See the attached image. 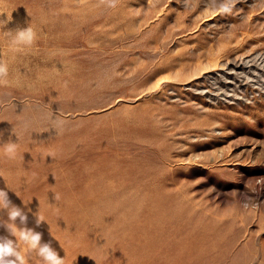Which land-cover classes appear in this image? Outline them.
I'll use <instances>...</instances> for the list:
<instances>
[{
  "label": "rangeland",
  "instance_id": "rangeland-1",
  "mask_svg": "<svg viewBox=\"0 0 264 264\" xmlns=\"http://www.w3.org/2000/svg\"><path fill=\"white\" fill-rule=\"evenodd\" d=\"M0 20V188L42 242L66 264H264V0H0Z\"/></svg>",
  "mask_w": 264,
  "mask_h": 264
},
{
  "label": "clouds",
  "instance_id": "clouds-1",
  "mask_svg": "<svg viewBox=\"0 0 264 264\" xmlns=\"http://www.w3.org/2000/svg\"><path fill=\"white\" fill-rule=\"evenodd\" d=\"M120 0H99V3L115 9ZM185 8L194 6L195 0H182ZM236 0H208V9L212 15L229 14L232 12ZM7 21L0 20V27L4 28ZM10 37V46L14 51L33 45L37 34L30 24L24 28L7 31ZM8 66L0 61V83L8 76ZM19 153V143L12 140H0V158L15 160ZM8 189H10L7 186ZM11 190V189H10ZM56 199H59L57 196ZM247 207V205H245ZM0 210L7 211V221L0 223L7 235H0V264H30L31 255L39 257L40 264H66L65 257L61 258L58 251L49 242H42V234L27 226L28 216L24 210L15 205L9 198L7 190L0 188ZM19 221V223H17ZM45 218L39 215L37 225ZM21 242L23 247L21 246Z\"/></svg>",
  "mask_w": 264,
  "mask_h": 264
},
{
  "label": "bare ground",
  "instance_id": "bare-ground-1",
  "mask_svg": "<svg viewBox=\"0 0 264 264\" xmlns=\"http://www.w3.org/2000/svg\"><path fill=\"white\" fill-rule=\"evenodd\" d=\"M158 40V39H157ZM117 41V40H116ZM152 42H153V39H152ZM114 43V42H113ZM103 46H105V45H103ZM147 46V45H146ZM175 60V59H174ZM177 60V59H176ZM172 62V61H171ZM174 62V61H173ZM168 65V64H167ZM170 65H172V64H170ZM170 67V66H169ZM163 68V67H162ZM167 68V67H166ZM164 71V70H163ZM150 73V72H149ZM160 75V74H159ZM190 75V74H189ZM156 77V76H155ZM180 77V76H179ZM153 78V77H152ZM177 78V77H176ZM148 79V78H147ZM151 79V78H150ZM142 80V79H141ZM148 81H149V79H148ZM150 82V81H149ZM162 84V83H161ZM141 85V84H140ZM160 85V84H159ZM164 86V85H163ZM158 87H160V86H158ZM140 88V87H139ZM154 89H155V87H153ZM162 88V87H161ZM142 92V91H141Z\"/></svg>",
  "mask_w": 264,
  "mask_h": 264
}]
</instances>
